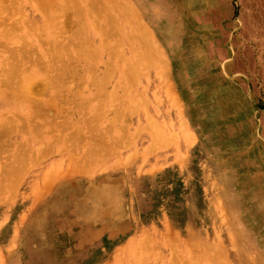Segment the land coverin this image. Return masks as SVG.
<instances>
[{"label":"rangeland","instance_id":"1","mask_svg":"<svg viewBox=\"0 0 264 264\" xmlns=\"http://www.w3.org/2000/svg\"><path fill=\"white\" fill-rule=\"evenodd\" d=\"M79 1L0 0V264H264V0Z\"/></svg>","mask_w":264,"mask_h":264},{"label":"bare ground","instance_id":"2","mask_svg":"<svg viewBox=\"0 0 264 264\" xmlns=\"http://www.w3.org/2000/svg\"><path fill=\"white\" fill-rule=\"evenodd\" d=\"M80 3L78 4V6H77V10H75V12L77 13V15L79 16V17H81V18H86V21L88 22V26L89 27H91L92 28V30H93V33H94V35L96 36V34L98 35V24L96 25V26H91V24H89V22H92V21H95L94 19H92L94 16H92V14H89V12H90V8H91V5H90V3H89V0H83V1H79ZM115 5H116V3H115ZM49 5L47 4V7H48ZM113 7H115V6H113ZM49 9H52V7H49ZM49 15L48 14H45L44 15V18H43V21H42V23H45L46 24V26H48L49 25ZM96 22V21H95ZM84 23V22H83ZM48 24V25H47ZM26 26H28L29 28H34V24L33 23H31V22H29V23H27L26 24ZM52 29V25H51V27H50V30ZM9 34H10V36H11V32H9ZM67 40V39H66ZM104 44V43H103ZM99 46H101V48L103 47L102 45H99ZM106 46L104 45V47L103 48H105ZM97 48V47H96ZM100 48V47H99ZM99 48H97L96 50H99ZM101 48H100V50H101ZM3 49L4 50H7V49H5L4 48V46H3ZM19 49H21V50H17V54H21V56H20V54H19V58H20V60L21 61H28L30 64L29 65H31V69H30V71L28 72V74H21V80H22V82L23 83H21V85L20 86H15V84H14V82H11V80L10 79H7L5 76H6V73L7 72H5L4 74H5V76L3 75V73L2 74H0V75H3V78L5 77V79L3 80V78H2V80H0V86H3V87H1V89H0V94H1V92H2V94L3 95H6V96H8V98H12V99H16V98H18V99H22L23 100V103H25V105L26 106H32L33 104H34V106H36L35 104L37 103L38 104V107L40 106V112H41V116L44 114V112H46L47 110H45V109H47V108H45L44 109V106H50V100L48 101V100H43V99H41V100H38L39 98H35V97H37V96H35V95H31V93H30V80H28V78L29 77H35V76H37V75H41V73L42 74H44L45 76H46V72H48L47 70V67H48V61H45L44 63L43 62H41L42 60H43V58H40V57H36L35 56V54H32V53H30L29 55H28V53H27V51H25L23 48H19ZM44 50H46V48L44 49ZM95 49L93 50L94 52L96 51ZM10 52V51H9ZM9 52H7V53H9ZM19 52V53H18ZM85 53H87V52H85ZM85 53H84V56H85ZM39 54H40V56H43L44 54H46L44 51H42V49H40L39 48ZM10 55V54H9ZM34 55V56H33ZM87 55V54H86ZM90 55H91V53H90ZM89 54H88V56H86V57H89L90 56ZM10 56H12V54L10 55ZM15 56V55H14ZM94 56V55H93ZM18 57V56H17ZM47 57H45V59H46ZM40 59H41V61H40ZM84 59V58H83ZM11 60V59H10ZM47 60H48V58H47ZM5 61L6 60H3V59H1L0 60V70H2V68H4L3 66H5V65H3L2 63H5ZM14 61H16V60H14ZM90 61V60H89ZM7 62H8V60H7ZM7 62H6V64H7ZM18 63H20V61L19 62H17V64ZM89 63V62H88ZM17 64H16V66H13V67H11V68H17ZM21 64V63H20ZM28 64V63H27ZM10 65V64H9ZM22 65V64H21ZM7 67H8V65H7ZM21 69V68H20ZM43 69V71H44V73L41 71ZM17 70V69H16ZM16 72V71H15ZM26 72V73H27ZM84 72V71H83ZM92 72V71H91ZM46 73V74H45ZM18 74H20V73H18ZM120 75H123L122 74V72L120 73ZM9 77V76H8ZM50 77V76H49ZM97 78V77H96ZM16 79V78H15ZM47 79H48V77H47ZM54 79H56V81L58 82V80H57V78L56 77H54ZM86 79H87V76H86ZM95 79V78H94ZM97 79H100V78H97ZM87 80H89V79H87ZM95 81H96V79H95ZM17 82V81H16ZM49 82H50V80H49ZM85 82V81H84ZM99 82H100V80H99ZM96 83V82H95ZM103 83V82H102ZM50 84H52L51 82H50ZM56 84V83H55ZM98 84V83H97ZM101 84V83H100ZM99 84V85H100ZM63 85V84H62ZM96 85V84H95ZM5 87L6 88H9V90H5ZM64 87V86H63ZM95 87H97V86H95ZM99 87V86H98ZM18 88V89H17ZM58 89V88H57ZM99 89V88H98ZM102 89V88H101ZM104 89V88H103ZM102 89V90H103ZM59 90V89H58ZM63 91V89L61 88V91H60V93H58V94H56V93H54L53 94V102L55 103V104H53L54 106H57L58 107V109H59V99H61L64 95H62L61 94V92ZM107 91V90H106ZM169 91H170V89H169ZM7 92V93H6ZM97 91H95V93H96ZM101 94H102V92H100ZM105 93V92H104ZM65 94V93H64ZM77 94V93H76ZM81 94H82V92H81ZM99 94V93H98ZM106 94H108V93H106ZM111 94V93H110ZM110 94H109V96H110ZM78 95V94H77ZM95 95V94H94ZM100 95V94H99ZM103 95V94H102ZM35 96V97H34ZM80 96V95H79ZM106 96V95H105ZM39 97H41V96H39ZM92 97V96H91ZM104 97V96H103ZM101 98V97H100ZM11 99V100H12ZM17 99V100H18ZM83 99V98H82ZM84 100H85V98H84ZM83 100V101H84ZM87 100V99H86ZM88 100H89V98H88ZM86 101V103L88 102V105L85 107L84 105H81V107H80V109L82 108H91V107H93V106H95V105H98V101L96 102V100L94 99H91V100H89V101ZM80 101V100H79ZM85 102V101H84ZM83 102V103H84ZM96 102V104H94ZM72 103V102H71ZM79 104V103H78ZM99 105H100V103H99ZM54 106H53V108H54ZM102 106V105H101ZM57 107H55V108H57ZM71 107V106H70ZM97 107V106H96ZM100 107V106H99ZM32 108H35V107H32ZM52 108V107H51ZM54 108V109H55ZM72 108V107H71ZM94 108V107H93ZM102 108V107H101ZM100 108V109H101ZM53 109V110H54ZM61 109V108H60ZM75 109H78V108H75ZM96 109V108H95ZM35 110V109H34ZM33 110V111H34ZM57 110V109H56ZM63 110L66 112V110H68V108H63ZM72 110V109H71ZM84 110V109H83ZM86 111L88 110V109H85ZM84 110V111H85ZM60 111V110H59ZM74 111V110H73ZM83 111V112H84ZM85 111V112H86ZM88 111H90V110H88ZM37 112H38V109H37ZM49 112V111H48ZM80 112V111H79ZM72 113V112H71ZM74 113V112H73ZM87 113V112H86ZM14 114V113H13ZM35 114V113H34ZM33 114V116L35 117V115ZM49 114V113H48ZM4 115V114H3ZM2 115V116H3ZM17 115L18 114H14V116L17 118ZM39 114H37L36 116H38ZM45 115V114H44ZM47 115V114H46ZM66 115V114H65ZM67 115H68V113H67ZM48 116V115H47ZM52 116V115H51ZM50 115H49V118L51 117ZM69 116H70V114H69ZM68 116V117H69ZM75 116V115H74ZM19 117H21V116H19ZM33 117V120H35V118ZM46 117V116H45ZM85 117V116H84ZM86 117L88 118V116L86 115ZM3 118V117H2ZM12 117H9V119H11ZM52 118V117H51ZM71 118V117H70ZM82 118V117H81ZM80 118V119H81ZM8 119V120H9ZM55 119V118H54ZM54 119H52V120H54ZM59 119V118H58ZM77 119V118H76ZM13 120V119H12ZM7 121V122H5L4 121V123H7V124H13L15 121H17V119H15L14 120V122L13 121ZM56 120V119H55ZM54 120V121H55ZM72 120V119H71ZM78 120V119H77ZM82 120H83V118H82ZM30 121V120H29ZM59 121V120H58ZM62 121V120H61ZM65 121V120H64ZM68 121V120H67ZM8 122H11V123H8ZM31 122V121H30ZM34 122H36V121H34ZM39 122V121H38ZM41 122H43L44 124L43 125H45V123H48L49 124V120H46V118H42L41 119ZM60 122V121H59ZM58 122V123H59ZM76 122L77 121H75V124H76ZM79 122H80V120H79ZM3 122H2V125L4 124ZM54 123V122H53ZM64 123V122H63ZM82 123V122H81ZM32 124V123H31ZM33 124H36V123H33ZM57 124V123H56ZM71 124V123H70ZM70 124H67V125H70ZM22 125H23V123H22ZM26 125H27V123H26ZM39 125L41 126L42 125V123L40 124L39 123ZM55 125V124H54ZM58 125V124H57ZM60 125H61V123H60ZM64 125H66V123L64 124ZM61 126V127H65V126ZM66 125V126H67ZM79 125V124H78ZM4 126V125H3ZM3 126H0V129H2L1 127H3ZM6 126V125H5ZM4 126V128H9V127H5ZM11 127H12V125H10ZM24 126V125H23ZM32 126V125H31ZM75 126V125H74ZM81 126H83V124L81 125ZM14 127V126H13ZM12 127V128H13ZM34 127V126H33ZM33 127H31V128H29V129H33ZM37 127V126H36ZM39 127V126H38ZM44 127V126H43ZM49 127L51 128V126L49 125ZM55 127V126H54ZM59 127V126H58ZM75 127H77V126H75ZM80 127V126H79ZM84 127H85V125H84ZM93 127V126H92ZM96 127V126H95ZM16 128H18V127H16ZM21 128H23V127H21ZM21 128H19L20 130H21ZM25 128V127H24ZM23 128V129H24ZM26 128H27V126H26ZM47 129V132H46V134H55V133H53L51 130L52 129ZM53 128V127H52ZM60 128V127H59ZM66 128V127H65ZM81 128V127H80ZM86 128V127H85ZM103 128V127H102ZM14 129H15V127H14ZM67 129H68V126H67ZM71 129V128H70ZM92 129V128H91ZM96 129V128H95ZM11 130V129H10ZM25 130H27V132H28V129H25ZM57 131H58V133H56V135L57 134H59V133H61V132H59V130L60 129H56ZM62 130V129H61ZM74 130V129H73ZM77 130V129H76ZM75 130V131H76ZM80 130V129H79ZM82 130V129H81ZM79 131V133L81 134V133H83V134H86V133H84V132H82V131ZM104 130H106L107 131V129H104ZM2 131V130H1ZM5 131V130H4ZM8 131V130H7ZM84 131V130H83ZM86 131V130H85ZM103 131V130H102ZM10 132V131H9ZM14 132H15V130H14ZM92 132L94 133V132H96V131H94L93 129H92ZM91 132V133H92ZM104 132V131H103ZM102 132V133H103ZM2 133V132H1ZM8 133V132H7ZM20 133V132H19ZM23 133V132H22ZM26 132H24L23 134L24 135H28V134H25ZM66 133H69L68 131H66L65 133H63V134H66ZM70 133H72V132H70ZM79 133H75V134H79ZM97 133H98V131H97ZM106 133V132H105ZM10 134H14L12 131L10 132ZM73 134V133H72ZM72 134H70V135H72ZM98 134H100V133H98ZM55 135V136H56ZM87 135H89V134H87ZM87 135H84L83 137H82V139H84V140H86V142L87 143H90V139H92V140H95L94 138H90V137H92V135L89 137V138H86V136ZM94 135V134H93ZM106 135V134H105ZM75 136V135H74ZM79 136H81V135H78V138H79ZM37 137V136H36ZM54 137V136H53ZM106 137V136H105ZM108 137V136H107ZM24 138H26V137H24ZM52 138V137H51ZM51 138L49 137L47 140H45L46 141V143L47 144H50L51 145ZM56 138V137H55ZM58 138H59V135H58ZM99 138V137H98ZM57 139V138H56ZM60 139H62L61 137H60ZM59 139V140H60ZM80 139V138H79ZM58 140V141H59ZM66 140V139H65ZM81 140V139H80ZM105 140H107V139H105ZM114 140V139H113ZM112 140V141H113ZM25 141V140H24ZM57 140H56V142H58ZM99 141V140H98ZM108 141H110L109 139L105 142V144H108L109 142ZM2 142H3V139H2ZM26 142V141H25ZM24 142V143H25ZM79 142V141H78ZM100 142V141H99ZM101 142H103V141H101ZM108 142V143H107ZM54 143H55V141H54ZM75 143H76V141H75ZM98 143V142H97ZM111 143V142H110ZM109 143V144H110ZM113 143H115V142H113ZM21 144V143H20ZM23 144V143H22ZM25 144H27V143H25ZM86 145V143H83V141H82V145ZM91 144H92V142H91ZM94 144V143H93ZM96 144V143H95ZM55 145V144H54ZM59 145V144H58ZM58 145H56V146H58ZM63 145H64V143H63ZM75 145V144H74ZM97 145V144H96ZM66 146V145H65ZM89 146V144L88 145H86V149H87V147ZM98 146H100V145H98ZM108 146V145H107ZM18 147V144H17V146H16V149H18L17 148ZM42 147V146H41ZM41 147H39V148H41ZM63 146L61 145V147H59L60 149H62V150H64V148L65 147H63ZM93 147H95V146H93ZM102 147V146H101ZM100 147V148H101ZM104 147H106V146H103V149H104ZM108 147H110V146H108ZM1 148V147H0ZM82 148V147H81ZM107 148V147H106ZM115 148V147H114ZM2 149V148H1ZM13 149V148H12ZM22 149H25V147H22ZM21 149V150H22ZM53 149V148H52ZM65 149H67V147L65 148ZM69 149V148H68ZM18 150H20V149H18ZM36 150V151H35ZM55 150V149H54ZM69 150H71V149H69ZM87 150H89V152L90 153H94L96 150H97V147H95V148H92V147H89V149H87ZM109 150H110V148H109ZM113 151H114V149H112ZM38 147H37V149L35 148H33L32 149V153H31V151H29V155H27V157L26 158H28L29 159V161H33V159H32V156H34L35 154H37L38 152ZM14 152H15V150H14ZM17 152V151H16ZM26 152V151H25ZM46 152H48V150H46V148H41V150H39V155L40 154H44V153H46ZM53 152V151H52ZM70 152V151H69ZM97 153L99 152V151H96ZM102 152V151H101ZM18 153V152H17ZM71 153V152H70ZM85 153V152H84ZM22 154H23V151H22ZM101 154V153H100ZM0 155H1V152H0ZM14 155V154H13ZM24 155V154H23ZM91 155V154H90ZM96 155V154H95ZM97 156V155H96ZM25 157V156H24ZM13 160V159H12ZM13 161H16L15 159L13 160ZM22 164V163H21ZM17 165V164H16ZM16 165H14L15 166V168H16ZM19 166V165H18ZM2 167V166H1ZM11 167H12V165H11ZM20 167V166H19ZM22 167H24V166H22ZM109 167L111 168V166L109 165ZM6 168V167H5ZM8 168H10V167H7V170H8ZM14 168V169H15ZM106 168H108V167H106ZM13 169V170H14ZM18 169H20V168H18ZM6 170V169H5ZM13 170L12 171H10V172H13ZM16 170H17V168H16ZM21 171V170H20ZM73 171V170H72ZM16 172V171H15ZM18 172H19V170H18ZM48 172V171H47ZM59 172H61V171H59ZM57 176V175H56ZM58 178V177H57ZM55 181H56V178H55ZM54 181V182H55ZM57 182V181H56ZM41 194H42V192H41ZM38 195L36 194L35 195V199H37L38 197H37ZM140 245V244H139ZM140 248H142V247H140ZM138 249V248H137ZM136 249V247L135 248H133L132 249V259H130V260H132V263L135 261V260H138V259H144L145 258V253H144V251H138ZM130 254V253H129Z\"/></svg>","mask_w":264,"mask_h":264}]
</instances>
